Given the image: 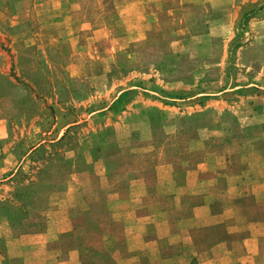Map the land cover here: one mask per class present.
<instances>
[{
    "label": "rangeland",
    "instance_id": "obj_1",
    "mask_svg": "<svg viewBox=\"0 0 264 264\" xmlns=\"http://www.w3.org/2000/svg\"><path fill=\"white\" fill-rule=\"evenodd\" d=\"M200 164L258 206L264 0H0V264L64 218L77 226L50 246L100 254L94 230L133 179Z\"/></svg>",
    "mask_w": 264,
    "mask_h": 264
},
{
    "label": "crops",
    "instance_id": "obj_2",
    "mask_svg": "<svg viewBox=\"0 0 264 264\" xmlns=\"http://www.w3.org/2000/svg\"><path fill=\"white\" fill-rule=\"evenodd\" d=\"M203 167L200 164L184 173V180L173 172L166 176L158 173V181L163 185L154 189L145 177L133 179L132 185L142 186L132 187V204L128 208L117 204L113 223L101 219L100 230H94L104 244L95 246L100 254H81L82 249L77 247L68 249L66 254L59 246L54 247L62 234L74 231L77 226L71 218H64L53 221L52 236L49 228L17 238L16 245L22 238L30 242L23 243L16 253L11 251L8 257L18 258L24 264H148L142 263L143 257L150 264H190L194 258L198 264H238V261L260 264L264 242V181L246 192L257 196L258 206L240 207L235 199L238 192L232 181L234 176H226L228 189L222 193L217 184L220 174L207 184L202 176ZM208 228L216 232L213 241L204 232ZM85 236L90 237V233L86 231ZM175 244L181 246L180 251H171ZM38 248L44 254H38ZM6 255L3 258L7 259Z\"/></svg>",
    "mask_w": 264,
    "mask_h": 264
}]
</instances>
